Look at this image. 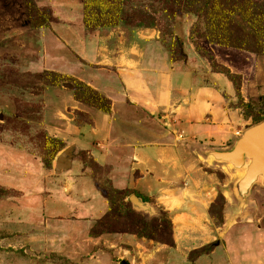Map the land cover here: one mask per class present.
<instances>
[{
    "label": "rangeland",
    "instance_id": "1",
    "mask_svg": "<svg viewBox=\"0 0 264 264\" xmlns=\"http://www.w3.org/2000/svg\"><path fill=\"white\" fill-rule=\"evenodd\" d=\"M200 101L206 142L170 134ZM262 121L264 0H0V264H264L263 183L203 147Z\"/></svg>",
    "mask_w": 264,
    "mask_h": 264
},
{
    "label": "crops",
    "instance_id": "2",
    "mask_svg": "<svg viewBox=\"0 0 264 264\" xmlns=\"http://www.w3.org/2000/svg\"><path fill=\"white\" fill-rule=\"evenodd\" d=\"M206 88H204V89H202V90H200V91H198L197 93H196V96L197 95H201L202 93H204V92H206L207 90H205ZM193 106L195 107L194 109H193ZM201 113V114H200ZM204 113H206V111H205V104L204 103H202V101H200V102H195L192 106H189V107H186V108H184V121H183V123H182V125H180L181 127H179L181 130H179V129H175V132L173 133V132H171V129L170 128H167V131H169V132H171L170 134H174V135H176V137L178 136L177 134V132L179 131V132H184V135L186 136V138L187 137H192V136H195V138H198V137H203V140L205 141V137H209V135L210 134H212V132H213V130H216L215 129V127H217L219 124H220V121L221 120H223V115L222 114H220L221 116H219V114L217 115V118L215 119L217 122L216 123H214V122H211V121H206V119L204 118V116H201L202 114H204ZM205 116H206V114H205ZM176 128V127H175ZM150 132V131H149ZM148 132V133H149ZM159 136H161L162 137V139H164V141H158L157 142V145H156V143H154V142H151L152 144H150L149 146H150V148L152 149V151L153 152H157L158 154H160L161 155V158H159V160H158V162H160L159 164H158V171L157 170H155L154 171V173L155 172H160V168L161 169H163V170H165L166 169V171H167V173H168V175L169 176H172V175H174L175 174V168H169V165H168V160L169 159H167V158H170V157H173L174 159H176V157L177 156H179V157H183L184 155L186 156V155H188V153L187 152H185V153H182V151L178 148V147H176L175 146V143H168V140H167V135H166V131H162L160 134H159ZM240 138V137H239ZM238 138V139H239ZM237 139V140H238ZM200 141H201V139H199ZM237 140L235 141V143L237 142ZM206 142V141H205ZM235 143L233 144V146L230 148V149H228V150H231L233 147H234V145H235ZM203 147H205L206 149H208L207 150V153H208V157H210L211 158V160H212V157H214V155H213V151H228V150H214L213 149V147L211 148V147H208V146H203ZM176 149H178V150H180V151H178V152H175L174 150H176ZM201 148H199V149H197L198 150V159H199V161H201V159H206L207 158V156L205 155V154H202L201 153V150H200ZM185 151V150H184ZM163 153H164V156H166V155H168L167 157H165L164 158V160H163V158H162V155H163ZM172 158V159H173ZM215 158V157H214ZM215 159H217V158H215ZM218 161H220L219 159H217ZM223 162H226V163H229L228 161H224V160H222ZM200 163H202V161L200 162ZM230 164V163H229ZM234 166V165H233ZM165 168V169H164ZM183 169V168H182ZM189 174V173H188ZM243 174V173H242ZM242 174H241V176H239V178L236 180V182H235V191H234V193H237L239 196H241V198H243V197H246L248 194H249V192H250V190L252 189V187L250 188V190H249V192L247 193V194H241L240 193V189H239V186H238V184H239V181H240V179L242 178ZM151 178H154L153 177V172H151V173H149L148 175H147V177L146 178H144L143 177V175H141V179H142V181L140 182L139 181V183H141V185L143 186L144 184L143 183H145V182H148V180H150ZM159 180V182H160V184H161V181H160V179H158ZM193 176H191L190 178H188V183L193 187ZM162 185H164L165 187H168V183H164V184H162ZM144 193H146V195L145 196H151V194L153 193V194H155V190L154 189H152V193L151 192H147V190L146 191H144ZM207 193L208 192H206L205 194H204V192H202L201 193V198H199V200L200 199H202V200H205L206 199V195H207ZM135 195H137V194H135ZM138 196V195H137ZM138 197H140V196H138ZM141 198V197H140ZM142 199V198H141ZM143 200V199H142ZM144 201V200H143ZM211 202V201H210ZM147 203V202H146ZM148 204V203H147ZM224 225H225V223H223L221 226H220V228H218V230L220 229L221 230V232L223 231V230H226L225 229V227H224ZM228 230V229H227ZM230 232V231H229ZM229 232L227 231L226 232V234H225V232H224V234H225V238H226V246L227 247H229V246H233V245H236V246H238V247H240V248H247V247H249V246H252L253 245V243H252V241L251 240H248V239H245V238H243L242 236H239V237H237V238H233V237H231L230 235H229ZM250 248V247H249ZM245 254V253H244ZM228 256H229V259L231 260V262H232V264H246V263H243L244 261H247L248 260V262H252L249 258H246L247 260H244L245 258H242L241 259V262L240 263H238V261H236V259H235V255L234 254H232V255H229L228 254Z\"/></svg>",
    "mask_w": 264,
    "mask_h": 264
},
{
    "label": "water",
    "instance_id": "3",
    "mask_svg": "<svg viewBox=\"0 0 264 264\" xmlns=\"http://www.w3.org/2000/svg\"><path fill=\"white\" fill-rule=\"evenodd\" d=\"M67 151L63 152L57 160V171L64 165ZM215 158L228 161L236 169L241 170L242 178L239 181L241 194H247L250 188L257 182L264 185V121L247 128L237 140L234 147L228 151H213ZM247 167H245V164ZM135 207L151 211L152 208L135 194L130 196ZM119 264H130L122 259Z\"/></svg>",
    "mask_w": 264,
    "mask_h": 264
},
{
    "label": "trees",
    "instance_id": "4",
    "mask_svg": "<svg viewBox=\"0 0 264 264\" xmlns=\"http://www.w3.org/2000/svg\"><path fill=\"white\" fill-rule=\"evenodd\" d=\"M138 196H140L145 202H148V197L145 195H142L141 193H136Z\"/></svg>",
    "mask_w": 264,
    "mask_h": 264
},
{
    "label": "bare ground",
    "instance_id": "5",
    "mask_svg": "<svg viewBox=\"0 0 264 264\" xmlns=\"http://www.w3.org/2000/svg\"><path fill=\"white\" fill-rule=\"evenodd\" d=\"M248 164H249V162H247V164H245V167H247Z\"/></svg>",
    "mask_w": 264,
    "mask_h": 264
}]
</instances>
